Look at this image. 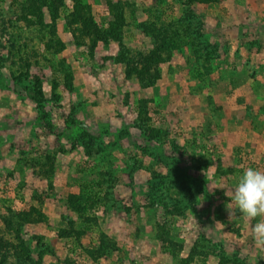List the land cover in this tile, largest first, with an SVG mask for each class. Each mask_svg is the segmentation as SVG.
<instances>
[{
    "label": "rangeland",
    "instance_id": "rangeland-1",
    "mask_svg": "<svg viewBox=\"0 0 264 264\" xmlns=\"http://www.w3.org/2000/svg\"><path fill=\"white\" fill-rule=\"evenodd\" d=\"M247 167L264 0H0V264H264Z\"/></svg>",
    "mask_w": 264,
    "mask_h": 264
},
{
    "label": "clouds",
    "instance_id": "clouds-1",
    "mask_svg": "<svg viewBox=\"0 0 264 264\" xmlns=\"http://www.w3.org/2000/svg\"><path fill=\"white\" fill-rule=\"evenodd\" d=\"M229 218L238 212L251 227L256 248L264 251V170L247 167L238 175L235 187L225 192ZM259 218V219H258ZM252 221H256L252 224Z\"/></svg>",
    "mask_w": 264,
    "mask_h": 264
},
{
    "label": "crops",
    "instance_id": "crops-1",
    "mask_svg": "<svg viewBox=\"0 0 264 264\" xmlns=\"http://www.w3.org/2000/svg\"><path fill=\"white\" fill-rule=\"evenodd\" d=\"M118 232L121 233V230L119 229ZM111 238L115 239L116 237H115V236H112ZM140 253H142V251H141ZM162 255H163V254H162ZM162 255H160V256L162 257ZM114 256H115V254L112 255L113 259H114ZM112 261H113V260L111 259V263H112ZM112 264H113V263H112Z\"/></svg>",
    "mask_w": 264,
    "mask_h": 264
},
{
    "label": "built area",
    "instance_id": "built-area-1",
    "mask_svg": "<svg viewBox=\"0 0 264 264\" xmlns=\"http://www.w3.org/2000/svg\"><path fill=\"white\" fill-rule=\"evenodd\" d=\"M99 196V195H98Z\"/></svg>",
    "mask_w": 264,
    "mask_h": 264
}]
</instances>
